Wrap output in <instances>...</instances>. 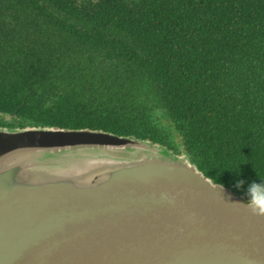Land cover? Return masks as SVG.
Instances as JSON below:
<instances>
[{
  "label": "trees",
  "instance_id": "1",
  "mask_svg": "<svg viewBox=\"0 0 264 264\" xmlns=\"http://www.w3.org/2000/svg\"><path fill=\"white\" fill-rule=\"evenodd\" d=\"M0 113L150 139L246 200L264 183V0H0Z\"/></svg>",
  "mask_w": 264,
  "mask_h": 264
},
{
  "label": "water",
  "instance_id": "2",
  "mask_svg": "<svg viewBox=\"0 0 264 264\" xmlns=\"http://www.w3.org/2000/svg\"><path fill=\"white\" fill-rule=\"evenodd\" d=\"M244 200L150 139L0 125V264H264Z\"/></svg>",
  "mask_w": 264,
  "mask_h": 264
},
{
  "label": "clouds",
  "instance_id": "3",
  "mask_svg": "<svg viewBox=\"0 0 264 264\" xmlns=\"http://www.w3.org/2000/svg\"><path fill=\"white\" fill-rule=\"evenodd\" d=\"M244 183L243 180H239L235 187L240 189L243 187ZM215 188L222 189L223 186L217 185ZM245 195L247 199L242 201L245 207L250 209L253 215L264 217V183L251 182L245 191Z\"/></svg>",
  "mask_w": 264,
  "mask_h": 264
},
{
  "label": "rangeland",
  "instance_id": "4",
  "mask_svg": "<svg viewBox=\"0 0 264 264\" xmlns=\"http://www.w3.org/2000/svg\"><path fill=\"white\" fill-rule=\"evenodd\" d=\"M1 116H2V118L3 119H7L8 120V122L10 123V118H9V116L8 115H5L4 113H0V121H2L1 120ZM13 122V121H12ZM163 145V144H162ZM165 146V145H164ZM173 151V150H172ZM179 154H186L185 152H183V153H179Z\"/></svg>",
  "mask_w": 264,
  "mask_h": 264
}]
</instances>
